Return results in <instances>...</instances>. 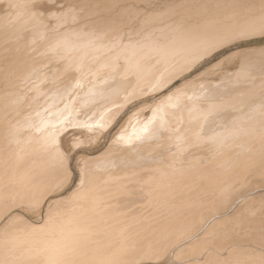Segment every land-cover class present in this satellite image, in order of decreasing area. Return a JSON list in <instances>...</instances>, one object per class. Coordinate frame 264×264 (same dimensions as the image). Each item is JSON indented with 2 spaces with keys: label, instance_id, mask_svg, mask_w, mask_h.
Returning <instances> with one entry per match:
<instances>
[{
  "label": "bare ground",
  "instance_id": "6f19581e",
  "mask_svg": "<svg viewBox=\"0 0 264 264\" xmlns=\"http://www.w3.org/2000/svg\"><path fill=\"white\" fill-rule=\"evenodd\" d=\"M50 2L54 22L74 10L95 16L54 30L42 14L43 32L0 51V230L31 222L23 208H54L37 211L53 226L25 238L40 260H25L12 240L0 245V264H140L167 253L165 264H199L190 255L215 234L240 241L234 247L248 251L250 264H264V186L236 183L264 164V57L233 51L213 71L175 81L241 30L264 28V0ZM10 14L1 11L4 29ZM236 69L241 77H230ZM119 120L98 154L78 155V185L60 194L71 177L67 143L90 144ZM236 139L251 140L236 157L218 159ZM220 222L244 227L215 230Z\"/></svg>",
  "mask_w": 264,
  "mask_h": 264
},
{
  "label": "rangeland",
  "instance_id": "374dc122",
  "mask_svg": "<svg viewBox=\"0 0 264 264\" xmlns=\"http://www.w3.org/2000/svg\"><path fill=\"white\" fill-rule=\"evenodd\" d=\"M38 2H39V5H41L40 9H41L42 13L34 15V14H32V11L35 7V4ZM29 3H30V5H29L30 7L27 9L21 8V6H19L17 2H15V3L8 2L7 5H6V3H3V2H2V4H0V14H1V11H4V12L9 11V14H10V12H13V14L11 13L12 16L9 17V19L7 20V22L9 21V23L6 22V24L9 25L6 29L3 28V25L1 24L2 22H0V24H1L0 25V33H1L0 34V41H1L0 42V48H1V46H4L3 49H0L1 52L3 50L10 49L9 48L10 46H11V48L19 47L20 44H19V42H17V40L19 41L20 39H25L26 36L30 37V35L34 34V32L37 30H40V32L41 31L43 32L44 28L41 25V23L44 20L43 19L40 20V17H41L40 15H42V14L45 16L44 18L47 19L50 23H54V26L52 29H54V30H65V28L66 29H67V27L72 28L75 24H77L76 23L78 21L77 17L80 16V14L85 13V12L80 11V10L69 11L67 13L69 16V18L67 20L54 22L55 16L51 17L49 15L51 13V10L54 9V8H52V3L50 2V0H29ZM87 14H89L87 17H93V16H95V11L87 12L84 15H87ZM15 16H18V19H20V21L18 23H14L15 22L14 20L17 18ZM2 31L5 33H2ZM22 32H24L25 34H23ZM27 32L30 34H28ZM23 37H25V38H23ZM26 44H27V46H29V43H25L22 46H26ZM30 45L34 47V45H32V44H30ZM224 45L220 46L221 49H219V47H218L216 49H219V50L215 49L212 51L213 53L211 52L212 54L210 53V54L206 55L204 57V59H201L200 62H198L197 65L194 66V68H192L189 71L190 73L189 72L184 73L183 76L180 75L175 80V81H177L176 84L180 83L183 78H189L190 76L193 77L194 75H198L199 73L203 74V73H206L208 71H213L215 66L223 65V63L227 59L226 57L233 54L234 53L233 51H236V52L239 51L240 55L243 54L245 56L251 55V56L264 57V54L260 55V54L254 52V49L260 48V47H262V45H264V36L260 35V31H256L255 36L247 37L245 39H235L230 44L227 43ZM31 46H29V47H31ZM250 48H251V50H250ZM246 51H248V52H246ZM229 57H231V56H229ZM223 59H224V61H223ZM219 61H221L220 64H218ZM236 71H238V69L231 72V74H229L230 77H232V74H233V76H234V74L236 75L235 78H237L238 76L241 77V75H242V74H240L241 72L238 71V73H236ZM246 71H248V73H249L250 71L252 72L253 70L250 69V70H246ZM180 79H181V81H180ZM151 97H152V95H147L145 97L135 99V100L131 101L130 103H128V105L126 107L127 110L125 109V112H122L124 114L120 115V118L123 120L126 117L127 113L134 108V106L136 107L135 109L142 108L143 106L141 103L143 101H145L146 99H151ZM129 106H131V107H129ZM120 118H118V119H120ZM120 120L117 121V123L115 125L111 126L107 130L103 131L99 135L100 137L98 136V138L94 142H91L90 144L89 143L83 144L84 146L80 145V146H76V148H75L71 144V141H69L67 143V146H65V148L67 147L66 149L69 150L68 152L70 154L69 156H70L71 177H70V180L65 183V186L63 185L65 188L62 186V188L60 190H58V192H60V194L64 193V195L67 196L68 193H71V189H75V187H76L75 185H78V183H77L79 180V175H78L79 171H78V166H77L78 165V160H77L78 155L82 154L83 152H85L86 155H89V156H94V155L98 154L108 143L110 136L118 127L117 126V125H119L118 123H120L122 121V120L121 121ZM114 126H116V128ZM218 126L219 125H215L214 127L217 128ZM113 128H115V129L113 130ZM111 130H113V131H111ZM225 134H226L225 132L222 133V135H225ZM100 138H102V139H100ZM250 140L251 139H248V140L242 139L241 141H238V139H236V140L231 141V143H230L231 146L224 152L219 151L218 156L216 155L217 158L225 161L228 158H233L234 156L236 157L237 154L240 153L241 150H244L245 145ZM2 145L3 144L0 142V148ZM206 166L207 165H205V167H203V169H202L203 174H206L208 171L211 170L210 168H208ZM260 170L263 172L262 174H260L261 176L259 175ZM230 171L231 170H225L223 172L222 177H219V179L226 177L230 173ZM263 175H264V164L261 165V167L258 165L248 167L247 169L244 170V175H240V177H238L239 175L237 176L238 179L236 180V183L240 184V187H242L243 189L245 188V186H244L245 184H246V187L247 186H254L255 189L261 188L264 186V176ZM248 177H249V179H248ZM253 181L255 183L257 181L258 182L261 181V182L255 184ZM223 182H226V180H223ZM238 182H240V183H238ZM241 183H244V184H241ZM64 195L62 194V196H64ZM46 204H47L46 201L43 202V206L41 205L40 209H39V207H37L35 209L34 208H27V209L23 208V209H21V213L23 215H25V217L27 216L31 222L23 221V223L20 224L19 226L12 227L11 228L12 230H10V231L9 230L8 231H6V230L1 231L2 230L1 229L0 230V241H1L0 245H1V247H3L2 245H4V248H10V247H12L11 241L12 240L16 241L18 246L23 247L25 250H27V254L24 255L25 260H30L31 262H34L36 260L39 261L41 257L37 254V252L34 249H32L29 246V243H27L25 238L27 236L29 237V233H32L34 231L40 232L42 230H47L53 226V223L43 222V221H40L41 218L40 219L37 218V216H38L37 211L39 212V210L40 211L43 210L46 213L48 212L47 210L45 211V209L48 208V207L46 208ZM256 204L257 203H255V205ZM238 205H240V204H237L236 206L238 207ZM236 206L233 208V210L230 213L236 211V209H235V208H237ZM51 207H52V205L49 207L50 209L48 208L49 211L51 210ZM52 210L54 211V208ZM241 211H243V210H241ZM43 213H41V214H43ZM46 213H44L43 215H45ZM240 213H242V212H240ZM242 223L243 222H239L237 224H231L228 222L227 223L226 222H220L218 224V226H216L217 228L215 230H218V227H221V228L222 227H228V226L235 227V228L244 227V226H242ZM5 226H7V224ZM238 233L239 232H237V233L233 232L232 233L233 235L231 234V236L236 235L234 237H237ZM231 236H230V238H232ZM211 237H212V235H211ZM213 237H214L213 238L214 240H210L207 243H205L204 246L202 247L201 252L198 255H190V257L200 260L199 264H250L251 263L250 259L248 258L249 257V254H247L248 251L244 247H234L235 242L240 243V241H228V240L218 241V240H215V237L217 238L216 234ZM257 237L256 238L259 240L260 236H257ZM257 239H255V240L257 241ZM10 243H11V245H10ZM241 243H246V241H241ZM253 246H256V244L255 245L253 244ZM2 252H4L3 254H6L7 251L5 252V250H4ZM262 258L264 259V255ZM167 259H168V253H167V255L165 254L163 258H160L158 260H149L146 262L144 261V262H141L140 264H146V263L147 264H165L168 262Z\"/></svg>",
  "mask_w": 264,
  "mask_h": 264
},
{
  "label": "snow or ice",
  "instance_id": "6c2138e0",
  "mask_svg": "<svg viewBox=\"0 0 264 264\" xmlns=\"http://www.w3.org/2000/svg\"><path fill=\"white\" fill-rule=\"evenodd\" d=\"M256 35V32L254 30H251V29H244V30H241L237 36L235 37L236 39H245L247 37H251V36H255ZM260 35L261 36H264V28H262L260 30ZM83 183V181H82Z\"/></svg>",
  "mask_w": 264,
  "mask_h": 264
}]
</instances>
